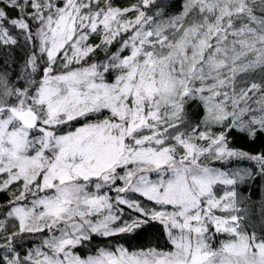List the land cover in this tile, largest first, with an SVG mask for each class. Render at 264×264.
Segmentation results:
<instances>
[{
  "label": "snow or ice",
  "instance_id": "6c2138e0",
  "mask_svg": "<svg viewBox=\"0 0 264 264\" xmlns=\"http://www.w3.org/2000/svg\"><path fill=\"white\" fill-rule=\"evenodd\" d=\"M0 264H264V0H0Z\"/></svg>",
  "mask_w": 264,
  "mask_h": 264
}]
</instances>
